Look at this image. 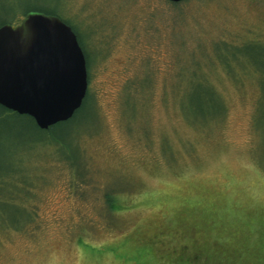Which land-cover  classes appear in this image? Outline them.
I'll return each mask as SVG.
<instances>
[{"label": "rangeland", "instance_id": "obj_1", "mask_svg": "<svg viewBox=\"0 0 264 264\" xmlns=\"http://www.w3.org/2000/svg\"><path fill=\"white\" fill-rule=\"evenodd\" d=\"M20 1L57 9L76 26L97 109L92 100L70 138V167L32 157L46 175L38 214L27 230H0V264H121L106 245L181 203L188 187L219 194L230 215L260 227L264 0ZM12 121L0 117L1 136ZM25 123L18 142L29 146L37 133ZM12 149L4 160L14 168ZM107 192L122 205L114 216ZM146 250L124 255L129 264H185L158 262Z\"/></svg>", "mask_w": 264, "mask_h": 264}, {"label": "trees", "instance_id": "obj_2", "mask_svg": "<svg viewBox=\"0 0 264 264\" xmlns=\"http://www.w3.org/2000/svg\"><path fill=\"white\" fill-rule=\"evenodd\" d=\"M185 1L170 4L176 7ZM20 4V0H0V26L6 23L18 24L31 10L60 16L59 10L50 9L46 5H35L24 9L19 6ZM181 12L180 9L178 13ZM63 20L70 24L78 35L87 58L90 80L91 61L86 44L81 40L76 26L70 20ZM224 45L232 46L228 43ZM92 100L96 105V97L89 90L82 107L71 119L59 122L47 130L41 129L32 116L19 114L0 104V117L11 116L14 120L8 133L3 136L0 134V230H27L32 225L38 214V205L35 201L45 189L46 183V175L44 170H41V164L35 162L32 157L47 155L59 159L70 167L67 164L73 142L70 138L74 136L73 133L80 125L88 120V108ZM21 120L24 123L27 121L25 127L28 130L32 128L37 133V137L29 146L28 142H18L24 140L23 132H26L20 124ZM80 135L75 134L77 142L81 138ZM3 142L8 144L14 142V147L18 148L17 164L13 163L14 168L8 167V162L4 160V156H9L14 151L12 149L14 147L3 150ZM79 147L83 149L80 144ZM47 150L51 151L48 153ZM259 160L260 165L264 167L261 156ZM203 188V191L199 189L198 193H194L188 187L186 191L189 197L183 198L181 203L168 209V212L155 214L156 217L150 219L142 229L134 227L126 241L119 239L118 244H105L107 246L105 253L117 258L121 264H129L125 252L133 253L141 248H147V254L152 255V258L158 262L264 264V218H261L260 227L255 229L225 210L224 197L217 193L209 195L208 189ZM105 197L111 216L115 209H122L120 208L122 205L116 203V195L107 192ZM111 220L109 226L117 223L115 218Z\"/></svg>", "mask_w": 264, "mask_h": 264}, {"label": "water", "instance_id": "obj_3", "mask_svg": "<svg viewBox=\"0 0 264 264\" xmlns=\"http://www.w3.org/2000/svg\"><path fill=\"white\" fill-rule=\"evenodd\" d=\"M88 90L84 49L59 15L31 10L18 24L0 26L1 105L47 130L71 119Z\"/></svg>", "mask_w": 264, "mask_h": 264}]
</instances>
